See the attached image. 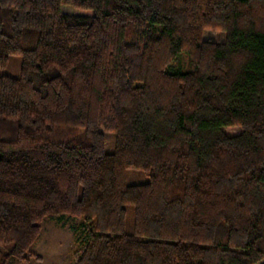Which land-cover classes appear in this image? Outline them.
Listing matches in <instances>:
<instances>
[{
	"label": "trees",
	"instance_id": "trees-1",
	"mask_svg": "<svg viewBox=\"0 0 264 264\" xmlns=\"http://www.w3.org/2000/svg\"><path fill=\"white\" fill-rule=\"evenodd\" d=\"M10 56L7 260L41 263L44 220L71 217L85 222L72 264H264V0H0V70ZM129 168L149 181L127 184Z\"/></svg>",
	"mask_w": 264,
	"mask_h": 264
},
{
	"label": "rangeland",
	"instance_id": "rangeland-1",
	"mask_svg": "<svg viewBox=\"0 0 264 264\" xmlns=\"http://www.w3.org/2000/svg\"><path fill=\"white\" fill-rule=\"evenodd\" d=\"M205 38L217 40L223 37L220 33L205 32ZM178 57H181L178 56ZM178 60V59H177ZM178 61H174L169 70H175L173 66ZM178 68L185 66L184 61H179L175 65ZM21 69L20 56H10L9 64L0 70L3 75L18 77ZM224 132L228 135H237L241 133L238 127H225ZM60 139L63 141H82L85 137V129L83 127H65L60 133ZM106 149L108 152H113L115 147V137L111 132L105 133ZM127 184H140L149 181V176L142 170L129 168L125 171ZM133 212L129 209L126 220V231L133 230ZM85 222L83 218L66 217L63 221L45 219L42 226L38 241L31 247L30 251L42 257V262L39 263L35 259L31 260V264H72L73 253L83 246V226ZM8 247H0V264H23L16 258L6 259Z\"/></svg>",
	"mask_w": 264,
	"mask_h": 264
}]
</instances>
